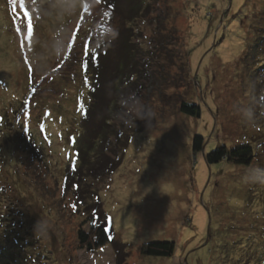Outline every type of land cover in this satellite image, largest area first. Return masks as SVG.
<instances>
[{
	"label": "rangeland",
	"instance_id": "rangeland-1",
	"mask_svg": "<svg viewBox=\"0 0 264 264\" xmlns=\"http://www.w3.org/2000/svg\"><path fill=\"white\" fill-rule=\"evenodd\" d=\"M129 92L150 123L113 118ZM237 144L251 164L206 161ZM0 155L19 199L0 204V264H264V183L245 179L264 167V0H0ZM92 221L111 242L89 250L78 232ZM152 240H174V254L144 253Z\"/></svg>",
	"mask_w": 264,
	"mask_h": 264
},
{
	"label": "trees",
	"instance_id": "trees-1",
	"mask_svg": "<svg viewBox=\"0 0 264 264\" xmlns=\"http://www.w3.org/2000/svg\"><path fill=\"white\" fill-rule=\"evenodd\" d=\"M136 5H137V2H135L133 4L132 11H134V14L138 13V15H139V10H140L139 7L140 6L136 7ZM134 14L133 13L131 14V16H133L132 18H134ZM256 38L262 39V38H258V36ZM257 39H255V40H257ZM125 49L126 48H124L123 52H122L123 56L125 55V52H126ZM123 59L126 60V57ZM117 67L114 70L115 71L114 73L116 75V78H115L116 81L120 80L119 78L121 76H123V75L126 76V71L124 70V68L122 66L121 67L119 66L118 68ZM83 68L85 69L86 76L87 75L89 77L96 76L97 70L93 69V68L90 69V66L89 65L86 66L85 62H84ZM88 68H89V72H87ZM86 78H87L88 84L89 85L91 84L93 86V80H91L88 77H86ZM91 85H90V87H91ZM120 90H121V87H120V89L118 87V91H120ZM94 98H95V95L92 94L91 99H93L95 101ZM90 108H91V105H90ZM113 108H114V110L119 109L117 101H115L113 103ZM180 111L183 114H186L189 116L200 117L202 114V106H201V104L185 100V101H182V103H181ZM109 118L110 117L107 118V116H105L106 120L103 119L100 121V123H99V129L100 130H98V132H95L94 138L92 139L93 142L91 143V145H88V147H81V146L76 147L77 153L79 154V156L81 158H82L83 152H84V154H83L84 158L86 156L89 157V152L91 151L92 147L94 146V143L96 141H98L100 138L102 139L101 129L104 130V128L106 126H108V122L111 120ZM204 144H205L204 136L196 134L193 138V143H192L194 151H196V152L201 151L204 147ZM254 156H255V153L253 151L252 145H250V144L238 145L237 144L232 148H228V146H226V145L217 146L216 148L212 149L211 151H209L205 154V159L209 164L216 163V162H220V163L221 162H224V163L229 162V163H232L235 165H240V164L241 165H249L252 163ZM79 159L80 158H78V160ZM3 161H5L4 155L3 156L0 155V162L2 163ZM3 164H5V163H3ZM104 164H106V163H104ZM118 164H120V162ZM116 166H117V164H115V165L113 164L114 168L112 170H115ZM76 169H77V167L76 168L73 167L72 169L69 167L68 174L73 173V175H74L76 172ZM67 177H69V175ZM8 179H9V177H7V178L5 177L3 179L1 174H0V204L2 203L1 202L2 200H5L6 202L13 200V197H14V199L19 201L17 190L15 188H13L12 185H10L11 183L8 182ZM92 220H94L93 217H92ZM78 241L80 243V246L86 247L89 250H94L96 248H99V247L107 244L108 242H111V238H110L109 231L107 230L105 225H103V224L97 225L96 221H92L91 229L88 233H86L82 229L79 230ZM142 248H143V252L148 254V255L171 256L175 252L176 243L174 240H152V241L145 243ZM4 249H7L8 255L10 254V252H12L9 249V247H6ZM1 258L8 260V256L7 257H1ZM9 262L14 264V260L11 258H9Z\"/></svg>",
	"mask_w": 264,
	"mask_h": 264
},
{
	"label": "clouds",
	"instance_id": "clouds-1",
	"mask_svg": "<svg viewBox=\"0 0 264 264\" xmlns=\"http://www.w3.org/2000/svg\"><path fill=\"white\" fill-rule=\"evenodd\" d=\"M120 110L113 113V118L121 122L125 126L136 127L137 120H145L151 122L155 118L151 108L144 102L143 98L135 92H129L123 95L120 100ZM242 118L251 122L254 120L255 113L251 107L241 109ZM247 182L264 183V167L253 166L247 170ZM51 225L43 219H39L34 227L35 236H47Z\"/></svg>",
	"mask_w": 264,
	"mask_h": 264
},
{
	"label": "snow or ice",
	"instance_id": "snow-or-ice-1",
	"mask_svg": "<svg viewBox=\"0 0 264 264\" xmlns=\"http://www.w3.org/2000/svg\"><path fill=\"white\" fill-rule=\"evenodd\" d=\"M11 2L14 4V3H15V0H11ZM32 34H33V26H32L31 20H29V25H28V37L31 38V37H32ZM72 207H73V209L75 210L76 206L73 205ZM108 221H109V223H111L112 218L109 217V218H108ZM109 230H110V229H109Z\"/></svg>",
	"mask_w": 264,
	"mask_h": 264
}]
</instances>
